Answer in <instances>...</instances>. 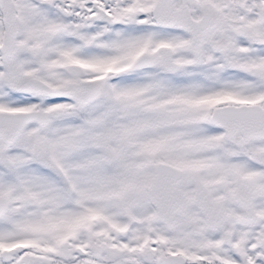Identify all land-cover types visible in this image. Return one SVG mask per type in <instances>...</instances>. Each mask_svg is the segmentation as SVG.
Instances as JSON below:
<instances>
[{
    "label": "snow or ice",
    "instance_id": "6c2138e0",
    "mask_svg": "<svg viewBox=\"0 0 264 264\" xmlns=\"http://www.w3.org/2000/svg\"><path fill=\"white\" fill-rule=\"evenodd\" d=\"M0 264H264V0H0Z\"/></svg>",
    "mask_w": 264,
    "mask_h": 264
}]
</instances>
